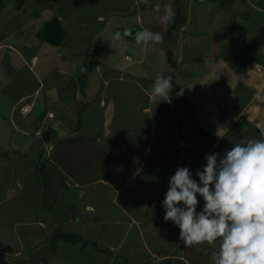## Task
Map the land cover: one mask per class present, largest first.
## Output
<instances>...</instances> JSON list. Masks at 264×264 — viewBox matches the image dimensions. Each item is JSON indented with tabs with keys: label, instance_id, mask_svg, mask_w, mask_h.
<instances>
[{
	"label": "crops",
	"instance_id": "crops-1",
	"mask_svg": "<svg viewBox=\"0 0 264 264\" xmlns=\"http://www.w3.org/2000/svg\"><path fill=\"white\" fill-rule=\"evenodd\" d=\"M60 1L46 4V8H54L49 12L51 18L57 16L66 30L59 45L37 44L34 51L32 46L18 48L13 42L0 41V51L4 52L0 56V99L7 101L0 102V264H41L46 261L44 256L51 258V264H203L211 258L210 252L204 257V248L213 247L212 243L186 247L181 240L171 238L180 234V229L164 220L162 201L169 178L179 167H188L195 174L206 165V154L222 155L229 149L228 144L232 148L237 143L264 138V124L257 125L261 116L245 112L253 103L264 109V36H258V45L252 44L248 50L247 54L253 53L256 58L245 57L241 49V59L234 61V67L229 59L240 56L235 49L230 44L225 49L219 48L222 44H211L214 49L209 52V73L212 75L215 58L225 83L240 87L239 91H249L245 104L238 108L230 99H224L218 108L220 92L212 94L208 85L197 81L191 89L187 82L176 78L178 65L184 61V45L191 42L200 47L197 37L185 26L187 18L177 29L180 38H173L171 23L166 31L163 29V41L137 43V26L143 24L146 13L153 11L152 0H143V4L140 0H130V4L129 0H108L113 8L95 13L92 18L81 14L89 0H62L57 5ZM79 2L82 6H78ZM261 2L264 0H258L259 5L255 3L257 11L264 8ZM24 6L21 10L25 12ZM123 8V15L135 11L131 22L115 21ZM106 16L112 20L106 22ZM46 21L34 28L36 43L41 40L36 32ZM18 23L21 26L23 21ZM143 26L141 31L154 32L152 23ZM111 27L114 28L108 31ZM129 29L132 30L126 35ZM204 35H200L202 40ZM7 50L17 53L19 69H24L27 79L19 76L20 70L6 68L11 63ZM221 51L227 58L220 56ZM63 53L64 59L52 61ZM43 60L50 63L41 64ZM83 65L88 68L84 70L86 85L81 88L76 72ZM251 67L256 79H252ZM158 73L171 76L177 85L161 101L151 95ZM13 78L23 83L12 92ZM261 93L260 100L254 102ZM209 95L217 101V107L203 104ZM77 103L79 106L70 113ZM23 105H30L26 114L19 111ZM15 110L20 115H15ZM47 113L52 117L48 118ZM54 118L47 128H54V132L44 142L41 133L46 129L39 133L37 125ZM213 120L218 132L211 129ZM17 133L40 137L38 158H32L22 138V142L15 140L13 135ZM5 134L7 140H3ZM49 140L48 160L58 177L47 172L51 180L41 181L38 186L35 171L39 164L44 165L40 160L46 161L42 145ZM117 147L127 148L128 157ZM152 148L165 154L161 163L173 162L163 173L146 162ZM193 178L198 180L195 175ZM7 180L14 181L9 185ZM5 185L8 187L3 190ZM140 186L144 188L142 202ZM44 196L51 201L45 204ZM198 200L200 212L204 201L199 196ZM74 231L78 238L57 237L73 235ZM47 238L51 242L44 246ZM213 243L219 248V239Z\"/></svg>",
	"mask_w": 264,
	"mask_h": 264
},
{
	"label": "rangeland",
	"instance_id": "rangeland-1",
	"mask_svg": "<svg viewBox=\"0 0 264 264\" xmlns=\"http://www.w3.org/2000/svg\"><path fill=\"white\" fill-rule=\"evenodd\" d=\"M66 1L68 0H64L63 2H66ZM140 1H141L140 4H143L144 1L143 0H140ZM188 1L189 0H152L154 4L153 11H150L145 14L143 24L152 23L151 29L154 32H160L163 35V32H164L163 29L165 28V31L167 30L168 28L167 25L172 23V20L176 14L180 13L182 17L187 18L188 24L185 26H189L188 31H192L194 33L192 36L197 37L196 43L200 45V47L198 46L196 47V44H191V42L184 45L186 47L184 50V61L181 65H178V69L176 70V73L178 74L176 75V78L180 82H183V81L187 82L186 85L188 86V88L191 87V89L195 87V81H197V82H202L205 86L208 85L209 91L212 94L213 92H220L222 98L219 97L221 101H220V104L218 103L219 104L218 108L222 107L224 99L227 101L230 99L231 103H237L236 107L238 108L239 105L245 104L249 91H245V90L239 91L240 87L236 88V87H233L232 85L225 83V78H223L222 74L220 73V71L222 70V67L217 64L219 67L218 68L219 71L216 69L215 65L218 61L215 60V58H212L213 60V69L211 70L212 75L209 73V71L207 70L210 66L209 52H211L214 49L211 44L213 42H216V44H219V45L222 44V47L219 46V48L221 49H225V46L230 44L228 46L234 48L238 55H240V50L242 49L245 57L248 55L249 58L254 60L256 58L254 54L253 53L247 54V53L249 52L248 50L250 48V45L252 44L258 45V43L256 42H259V37L263 38L264 36V33H263L264 8L261 7L262 11H257L258 7L255 6L256 2L250 4V0H230V2L229 0L227 1L191 0V3H188ZM5 4H6L5 7L2 10H0V41L13 42L17 45L18 48H21V47L25 48L26 45L32 46L34 51L38 48L37 44H40L43 47L45 46L50 47L49 43L44 40H39V42L36 43L34 39L35 37L33 38L32 34L34 30L36 29L35 27L39 26L40 23L43 22L44 20H48L49 18H51V15H49V12H50V9H54L53 7L46 8V4L41 5V3H39L38 0H26L25 6H24V9H25V12H24L23 10L16 9L14 7L12 0L6 1ZM61 4H62V0L57 3V5H61ZM127 4H130V0L127 2ZM261 4H264V2H261ZM80 5L82 6L81 2H79L78 6ZM157 5L159 7H157ZM112 6H113L112 3H109L108 5V0H89L88 6L86 7L85 10H82L81 14H84L88 18H92L93 14L95 13L99 14V13L108 12L110 8H113ZM228 9H230V11H228ZM122 11L124 12V8L122 10L119 9L118 12L121 13ZM169 12H170V17L168 19H165L166 16H169ZM120 13H117L115 15L117 16L115 20L117 22L119 21L123 22L125 20H128V22H131V20L134 19V15L136 14L135 11L129 12L128 14H124V15L123 13H121L122 15ZM104 18L106 19V22H109L112 20L111 16H106ZM19 21H23L21 26H19L20 25L18 23ZM92 21L94 20L90 19L89 22H92ZM11 24H13L12 28H11ZM143 24H140L139 26H137L138 28L137 32L141 31V28L142 29L144 28ZM236 24L238 25V29L236 28L237 26ZM7 25H10L9 28L6 27ZM179 26L176 29H174L175 31H173V29L170 28V31H173L174 39L180 38V35L176 34L178 32L177 29H179ZM113 28L114 27L109 28L108 31H111ZM132 29H129L128 32H126L125 34L129 35ZM201 34H205L204 40L200 38ZM109 37L111 38V36ZM230 37H232V39H230ZM219 39L221 41H219ZM115 42L118 43L117 40H115ZM175 46L177 47L179 46V44L177 45L175 44ZM119 47L120 46H117L116 48L118 49ZM7 52L8 54H10L11 63L10 65L7 64L9 66L6 65V68L9 67L15 70H20L19 76L21 78L26 77L27 79L28 76H26V72H24V69L22 68L19 69L21 67V64H20L21 61L17 53L12 50L10 51L7 50ZM219 53H220V50H219ZM3 54L4 52L0 51V56ZM220 56H224L227 58V55L223 53L222 51H221ZM64 57H65L64 53L61 55H56L55 59H53L52 61L54 63L59 62L60 58L64 59ZM240 57L241 55L239 57L238 56L231 57V59H229V61L231 60V66H233L234 61L241 59ZM194 60H196L195 65H194V62H195ZM240 62L242 61L240 60ZM40 63L49 64L50 61L43 60V61H40ZM2 66H5V65H2ZM251 70H252L251 76L255 77V78H252V77L251 78L256 79V73L254 72L253 67H251ZM223 71H224V68H223ZM218 72H219L218 75H214ZM226 74L230 75L228 73ZM13 79L15 82L12 83V92L16 91L15 89H17L18 87H21L23 83L20 80H18V83H17L16 78H13ZM49 94L50 93H48V95ZM262 95L263 93H261L254 102H258L260 98L262 97ZM0 102H2L3 104L7 103V101H4L2 98L0 99ZM207 103L208 104L212 103V105L217 107V101H215L212 95H209L206 101L204 100L203 104L206 105ZM203 104L201 105V108H203ZM78 106L79 104L77 103L76 106H74L73 108L71 107L69 112L70 113L73 112L75 108H77ZM35 112L40 113L41 110L36 109ZM245 112H247L249 116L255 114V112H258V115H260L261 117L258 118L257 125L264 124L263 123L264 122V109L262 108V106L260 107L258 105L257 107L253 103L248 108L245 109ZM16 113L17 115H20L19 112H17V110H15V115ZM28 116L30 117L31 114ZM35 118L38 119V114L35 116ZM53 121H55V118L47 119V121L44 123L39 122L37 125L39 129V133L47 129L48 126L52 125L51 123H54ZM196 121H198V123L202 127L204 126V123H202L200 119L199 120L196 119ZM211 129L213 132H218L217 123L214 120H213V126ZM252 131H258V129H254ZM13 136H15L14 138H16L15 139L16 141L20 142L22 138V141L28 144L29 146L28 150L32 153V158L37 157V155H39L38 154L40 153L39 146L42 144L40 137L38 136L35 137L33 134H28V136H25L22 133H17V134H14ZM3 138H4L3 140H7L6 138L8 137L5 134ZM50 143L51 141L49 140V143L42 145L44 154L46 157V161L43 159L40 161H42L43 164L47 167L46 171L48 172V174L50 176H53V178H55L56 176L58 177L57 171L56 172L54 171L53 167L51 166V162L48 160L49 155L51 154L50 149H49ZM117 148L123 154H126L128 157L127 148H122V149H120L119 147ZM112 156L114 157V160H117L116 158L118 157L115 155V153L112 154ZM17 163L20 166H22V163L20 162L19 159ZM28 166L31 168L33 167L30 164ZM104 168L107 169V166H103V169ZM10 170L12 171V168ZM35 175H36V178H34V180H37L36 183H38V186H39L41 185V181L43 180V177H42L43 175L41 176L39 171L37 173V169L35 171ZM13 181L14 180H7L6 182L7 184L11 185ZM7 187L8 186L5 185L3 190L6 189ZM126 190L127 188L124 189V191ZM143 191H144V188L140 186V190L138 191L140 192L139 194L140 202H142L143 197H144ZM46 201H51V200L50 198H47L46 196H44L45 204H47ZM74 232L75 233H73V235L71 234V236L78 238L76 234L77 232L76 231ZM55 233L57 236V232ZM64 235L63 237H61V239L65 238ZM54 237L55 236H53L51 239L54 240ZM49 238L45 239L46 241L44 242V246L50 244L51 239ZM171 238L180 240L179 234L176 236H171ZM66 239L70 240V237H67ZM212 245L213 247L208 246L207 250L204 248V251H203L204 257H207L208 252H210L211 258L205 260L203 264H214V261L212 259V253L218 251L219 248L217 247L215 243H212ZM45 258H46V261L44 260L41 261L42 262L41 264H51V258L48 256H44L43 259ZM165 264H168V263H165Z\"/></svg>",
	"mask_w": 264,
	"mask_h": 264
},
{
	"label": "clouds",
	"instance_id": "clouds-1",
	"mask_svg": "<svg viewBox=\"0 0 264 264\" xmlns=\"http://www.w3.org/2000/svg\"><path fill=\"white\" fill-rule=\"evenodd\" d=\"M169 17L170 12L165 19ZM135 38L137 43H158L163 35L145 29ZM171 90L172 77L158 73L152 98L165 100ZM205 159L202 171L194 174L179 167L169 178L162 201L164 220L180 229L179 239L186 247L219 239V250L212 253L214 264H264V138L237 143L222 155L206 154ZM198 196L204 201L200 212Z\"/></svg>",
	"mask_w": 264,
	"mask_h": 264
},
{
	"label": "trees",
	"instance_id": "trees-1",
	"mask_svg": "<svg viewBox=\"0 0 264 264\" xmlns=\"http://www.w3.org/2000/svg\"><path fill=\"white\" fill-rule=\"evenodd\" d=\"M8 0H0V10H2L5 7V2ZM14 7L18 10H21L25 4L26 0H12ZM39 3H41V5L43 4H47L52 0H38ZM218 1H227V0H218ZM253 1V3L256 1L258 2V0H251ZM257 5H259L260 3H256ZM186 18L182 17V15L180 13L176 14L175 17L173 18V22L170 26L171 29H176L181 23L185 22ZM36 36L41 39L44 40L46 42H48L51 45H59L61 42H63L65 36H66V30L62 24V22L57 18V16H53L52 18H50L49 20H47L46 22H44L42 24V26L40 27V29L36 32ZM88 68V66L83 65L81 66L78 70H77V79L79 80L80 83V87L84 88L86 85V74L84 75V70H86ZM172 87L173 89H177V85L176 83H174L172 81ZM229 149L230 144H228ZM165 154L161 152V150H156L155 148L151 149V152L149 153V155H147L146 157V162L147 164H151L153 167H156L157 169H159L160 172H165L167 169H169L171 167V165L173 164V162L169 163V162H162L161 163V158L166 157L164 156ZM46 166L39 164V167L37 168V173L38 171L40 172L41 176L43 177L42 182L47 181V180H51L50 177H47V171H46ZM46 178V180H45ZM64 235V234H63ZM63 235H58L57 237H62ZM65 238L66 237H70V239H72L73 236H71V234H65L64 235ZM74 238V237H73Z\"/></svg>",
	"mask_w": 264,
	"mask_h": 264
},
{
	"label": "water",
	"instance_id": "water-1",
	"mask_svg": "<svg viewBox=\"0 0 264 264\" xmlns=\"http://www.w3.org/2000/svg\"><path fill=\"white\" fill-rule=\"evenodd\" d=\"M54 132V128H49V129H46L43 133H41V138L43 139L44 142H47V138L48 136Z\"/></svg>",
	"mask_w": 264,
	"mask_h": 264
},
{
	"label": "built area",
	"instance_id": "built-area-1",
	"mask_svg": "<svg viewBox=\"0 0 264 264\" xmlns=\"http://www.w3.org/2000/svg\"><path fill=\"white\" fill-rule=\"evenodd\" d=\"M30 111V105H23L21 108H20V112L21 113H27V112H29ZM47 117L48 118H50V117H52V114L51 113H47Z\"/></svg>",
	"mask_w": 264,
	"mask_h": 264
}]
</instances>
